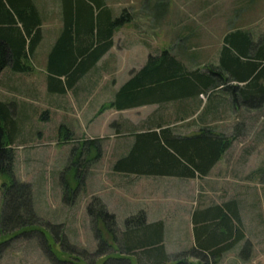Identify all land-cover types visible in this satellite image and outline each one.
Here are the masks:
<instances>
[{
	"label": "rangeland",
	"instance_id": "1",
	"mask_svg": "<svg viewBox=\"0 0 264 264\" xmlns=\"http://www.w3.org/2000/svg\"><path fill=\"white\" fill-rule=\"evenodd\" d=\"M108 3L116 11V16L126 8L134 20L116 29L110 51L87 75L86 78L92 79L96 85L86 101L88 103H82L81 109L76 112L55 111L53 93L44 87L41 70L34 68L27 74H15L9 70L0 73V99L13 101L18 125L13 145L14 176L30 184L32 207L41 219L39 227L15 236L11 233L4 238L0 236V241H6L0 252V264H70L71 261L117 264L108 257L112 256L109 250L104 249L103 254L95 253L98 249L96 233L106 241L110 238L103 222H95L89 216L87 206L93 196L99 197L107 210L114 213L116 226L122 229L125 228V218L137 212H133L136 205L148 199L143 197L142 182L133 190L124 192L122 177L111 170L118 158V150L130 142L128 137L122 139L117 135L115 120L119 115L106 109L104 114H101L103 111L98 113L100 105L116 91L117 87L111 85V81L117 84L123 80L127 74L126 66L137 67L145 61L148 52L158 51L166 44L173 43L174 51H177L178 43L187 40L192 53L200 51L213 55L216 43L225 31L244 27L259 36L264 31V0H108ZM207 31L212 34L203 37L202 33ZM180 35L184 38L179 39ZM206 41L211 42L210 46H204ZM108 83L111 85L109 93ZM85 106L87 109L84 110ZM232 112L235 115L225 121L223 129L228 131L227 134L234 133L236 138L221 163V170L229 179L220 183L217 195L212 192L198 200L208 203L234 199L239 206L242 230L249 238L244 235L231 251L213 264H263L264 174L260 175L256 169L264 170V106L257 111ZM122 117H133V113L123 112ZM61 123L70 129L72 141L59 142V138L66 135L63 131L59 134ZM95 137H103L101 156L88 164L82 178L74 170H66L71 149L78 148L81 139ZM90 150L92 156L95 150ZM64 178L69 188L67 192H64ZM2 180L0 176V185ZM214 195L217 198L213 199ZM151 200L161 203L164 197L154 196ZM1 202L0 189V207ZM164 232L168 249L171 250L173 244L179 250L187 235L186 230ZM60 236L66 239V246L74 245L80 253L72 254L64 245L61 249L58 244Z\"/></svg>",
	"mask_w": 264,
	"mask_h": 264
},
{
	"label": "trees",
	"instance_id": "2",
	"mask_svg": "<svg viewBox=\"0 0 264 264\" xmlns=\"http://www.w3.org/2000/svg\"><path fill=\"white\" fill-rule=\"evenodd\" d=\"M88 1L91 4L77 0L75 16L70 4L66 6L65 29L48 56L49 91L63 93L71 88L113 46L115 30L133 20L126 8L116 16L110 8L101 5V0ZM7 2L16 14L22 32L15 27L13 14L3 7L0 0V72L6 67L27 72L26 55L40 40L39 31L35 29L36 18L28 12V0ZM92 9L97 10L95 15ZM222 40L218 64L211 69L215 71L213 77L201 74L197 69H185L169 50L163 49L159 54L148 55L140 69L131 71L130 77L114 92L112 99L100 105L98 113L107 108L122 110L150 103H175L210 87L212 83L226 88L235 106L263 108L264 31L253 37L249 29L237 27L228 30ZM61 78L63 85L59 82ZM175 104L179 109L180 104ZM15 112L12 102L0 100V176L3 178L0 185V236L3 238L10 233L14 235L39 227L41 221L32 207L30 184L14 176L13 145L18 134ZM154 121H157V130L135 134L129 151L113 162L112 171L174 176H192L198 172L203 176L236 138L234 133H213L204 127L191 135L173 134L168 127H161L157 118ZM58 131L66 134L59 138V142L73 140L64 123L59 125ZM102 140L103 137L81 139L78 148L74 146L71 149L66 170L72 169L82 178L88 164L101 156ZM90 149L95 150L92 156L89 155ZM256 172L264 174L262 169H256ZM63 183L64 192H67L69 188L65 178ZM87 210L95 222H103L110 238L106 241L96 233L98 249L95 253L103 254L107 249L112 254L108 257L117 264H206L208 257L220 256L244 238L239 228L234 233L233 223H241L239 206L234 199L220 204L211 203L199 212L201 227L196 236L197 246L175 254L165 250L163 222H147L143 210L128 215L122 229L116 226L114 213L107 210L99 197L91 198ZM5 243V239L0 241V252ZM66 243V239L60 236L59 247L66 246ZM66 247L72 254L80 253L74 245ZM75 258L80 260L77 255ZM190 258L196 259L197 263ZM70 264L81 262L71 261Z\"/></svg>",
	"mask_w": 264,
	"mask_h": 264
},
{
	"label": "crops",
	"instance_id": "3",
	"mask_svg": "<svg viewBox=\"0 0 264 264\" xmlns=\"http://www.w3.org/2000/svg\"><path fill=\"white\" fill-rule=\"evenodd\" d=\"M81 1L87 4L90 3L88 0ZM101 1V5L110 8L112 10V14L116 15V11H114L109 5L108 0ZM28 2V7H30L28 8V12H31L36 18L37 26L35 29L39 31L40 40L33 51L31 53H27L25 62L29 63V71L34 68L41 70V75L43 76L42 83L44 87L48 88L50 78L47 71L48 56L56 40H58L65 29L66 6L70 4L75 16L77 0H28ZM1 3L6 10L13 14L14 25L22 32L21 24L16 17V14L11 11L7 0H1ZM92 10L95 15L97 10ZM226 32L227 31L222 33L220 41L216 43V52L213 55L204 54L200 51L192 53L190 51V44L187 40V42L182 40V42L178 43L180 45L178 46L177 51H174L175 46L172 43L170 45L166 44L165 47H161L158 51L148 52V55L159 54V52L163 49H167L182 63L185 69L189 71H195L197 69L199 73L213 77L215 75V71H212L211 69H214L218 64L219 52L223 43L222 39ZM202 34H204L202 35L203 37H209L212 32L207 31ZM257 34L258 33H252V36L256 37L258 36ZM182 38H184V36L180 35L179 39ZM210 44L211 42L209 41L204 42L205 47L210 46ZM110 49L108 51H110ZM108 51L96 62L94 66L91 67V70L108 53ZM146 60L147 58L137 67L135 65H131V67L126 66L127 74L124 76L123 80L121 79L117 84L116 82H114V84L113 81H111V85L117 87L115 90H117L130 77L131 71L140 69L145 64ZM5 70H9L15 74H27L29 72L14 71L9 67H6L0 73ZM90 71L74 82L72 87L67 89L65 92L60 93L50 91L53 93L51 98L55 102V111L76 112L77 109H81L82 103H88L86 101L89 95L94 92V87L96 85L92 79L89 80L86 78ZM11 75L13 76L14 74ZM59 82H61L62 85L64 84L62 78ZM111 85H109L108 93L110 92ZM100 91L103 92L102 89ZM106 99L107 101H110L112 99V95L111 97L109 95ZM61 102H64L67 105H62ZM175 103H178V105L180 104L179 109H177ZM175 103H150L122 110L114 108L106 109L105 111L107 112L119 115V118L115 120V122H117V135L122 139L128 137L130 141L127 145L125 144V146L118 150L117 157L124 156L129 151L131 145L133 144L135 134L142 131L157 130V121H154L156 118L158 119L161 127H168L173 134L191 135L196 133L198 129L202 127L211 129L213 133H227L228 131L224 130L223 127H226V125H224L225 121H227L229 117L235 115L232 111L236 112L240 110L242 113L244 111H257L262 108V106L259 108H252L242 104L235 106L231 100L229 91L222 87L221 84L215 85L213 83L210 87L198 91L188 98L178 100ZM83 109L85 110L87 107L85 106ZM105 111L101 114H104ZM123 112L133 113V117L120 118ZM109 116L110 113L108 117ZM223 156L224 154L212 166L209 172L203 176L198 172H194L192 176L134 174L122 171H117L116 173L123 179L121 189L124 192L133 190L137 187V183L142 182L141 190L145 191L143 197L148 200H145L146 202L143 201L142 204L136 205L133 212L138 211V209L143 210L145 212L147 222L161 220L163 222L164 231L176 230L180 228L185 229L187 235L182 242L179 241V243H181L178 249L180 250L190 247L195 248L197 246L196 236L199 234V229L201 227V220L198 217V213L202 212L211 203L220 204L230 200L229 198H225L224 200H214L208 203L198 200V198H205V194H210L212 192L217 195L219 193L220 183L229 179V176L221 170ZM154 196L164 197V201L161 203H154V201L151 200L154 199ZM215 198H217V196L214 195L213 199ZM164 213L167 216H164ZM233 226L234 233L235 230H238L239 228L241 235L243 237L245 235V237L249 239L247 236L248 234L242 230L244 229L242 223L237 224L234 222ZM163 244L166 252L169 254L177 253L179 251L175 249L173 244H171L172 249H168L165 242V232L163 235ZM229 251H231V248L222 252L220 256L208 257L206 264H213L214 262H217L221 256ZM189 260L197 263L196 259L190 258Z\"/></svg>",
	"mask_w": 264,
	"mask_h": 264
}]
</instances>
